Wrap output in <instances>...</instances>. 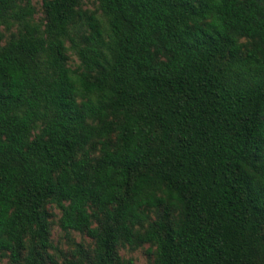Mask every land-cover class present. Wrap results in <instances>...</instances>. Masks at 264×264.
I'll use <instances>...</instances> for the list:
<instances>
[{"label":"trees","instance_id":"trees-1","mask_svg":"<svg viewBox=\"0 0 264 264\" xmlns=\"http://www.w3.org/2000/svg\"><path fill=\"white\" fill-rule=\"evenodd\" d=\"M144 245L264 264V0H0V262Z\"/></svg>","mask_w":264,"mask_h":264},{"label":"rangeland","instance_id":"rangeland-1","mask_svg":"<svg viewBox=\"0 0 264 264\" xmlns=\"http://www.w3.org/2000/svg\"><path fill=\"white\" fill-rule=\"evenodd\" d=\"M37 10V14L35 15V20L39 21L43 17V13L41 10V2L35 1L34 2ZM84 9H91L93 10L95 8V5L91 1H87L83 5ZM71 65L76 67L78 65V61L71 57ZM56 216H58V212L54 211ZM57 220V219H56ZM72 241H74L76 244H82L84 246L88 245L90 243V240L80 235L76 232H71L69 236H66L63 231L60 230V228L57 226V224L53 225L52 227V243L53 245L60 249L63 252H69L73 246ZM121 256L124 259H131L134 264H150L151 258L148 253V245H144L143 247L131 251L128 249H123L120 251ZM0 264H7L5 260L0 262Z\"/></svg>","mask_w":264,"mask_h":264}]
</instances>
